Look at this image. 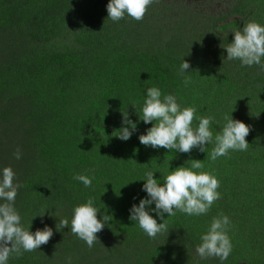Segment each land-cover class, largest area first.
I'll return each mask as SVG.
<instances>
[{
	"label": "clouds",
	"instance_id": "clouds-1",
	"mask_svg": "<svg viewBox=\"0 0 264 264\" xmlns=\"http://www.w3.org/2000/svg\"><path fill=\"white\" fill-rule=\"evenodd\" d=\"M151 3L152 0H108L107 18L113 22L126 17L141 21ZM248 5L251 10L242 19L247 23L232 32V41L223 47L227 53L225 58L237 66L236 60L242 67L255 65L264 70V24L256 21L257 12L252 11L256 8L255 3ZM155 21L159 20L154 18L147 26L137 27L144 37V40L140 37L138 46L144 51L134 45L133 53L123 56L135 58L136 67L128 65L124 68L123 58L118 61L110 54L111 40L106 39V26L102 34L95 31L97 34L89 40L91 46L104 48L103 66L91 81V94L85 95L86 102L78 100L83 103L77 112V119L92 144L83 148L82 174H74L73 178L88 189L87 193L112 176L107 185L91 195L86 193L82 197L85 198L84 203L73 207L70 218L65 212L67 218L50 223L54 213L44 215V212L39 215L44 217L37 228L32 226L37 220L26 227L15 207L22 185L11 166L0 168V264H10L12 256L23 253H35L40 264H57L59 259L63 261L60 264H134L137 260L149 263L153 248L150 240L159 242L173 238L174 243H168L174 248L171 264H208L213 257L218 258L220 264H225L232 251L228 235L229 217L223 214L213 217L205 232H198L199 225L195 227L187 219L208 213L213 203L220 199L221 194L217 191L220 182L214 174L201 171L202 161L187 153L193 149L206 152L208 146V158L215 161L231 152L248 151L249 143L245 138H251L254 133L243 120L245 114L236 116L235 110L240 108L231 110L225 106L222 111L219 110L220 115L213 109L208 110L209 115L216 114L215 119L198 114L197 109L205 107L203 102H192L188 107L178 102L175 96L178 83L183 80V91L187 93L191 81L187 73L192 71L196 75L200 71L202 83L207 85L208 75L215 68L214 60L201 59L190 67L189 62L182 58L177 64L176 59L182 53H177L179 49L165 41H169V35L164 37L165 33L161 32L162 36L158 37L162 44L160 48H141V44L148 42L145 37L158 30L149 26ZM238 22V19L233 20L231 25L238 26ZM170 29L167 34L178 32L177 29ZM80 49L82 51L83 48L80 46ZM141 56H145L148 64L155 62V65L147 67L141 65L143 79L136 71ZM237 66L224 73L215 68L229 92L224 103L237 100L245 92L248 96V90L258 81L262 87H258V96L264 90V71H254L257 76L251 81L250 71L242 73ZM189 68L192 70L188 71ZM122 73L130 74V80L138 74L141 82L140 90L131 91L130 98L126 97L124 109L116 102L120 97ZM148 75L151 77L145 78ZM175 83L177 87H174ZM113 86L112 97L108 95V90H112ZM91 105L94 107L86 111ZM246 108L255 113V105ZM70 114L72 119L69 122L73 124L74 115ZM193 121H196L195 126ZM213 125L217 127L216 131ZM21 132L33 143V148L38 150L43 141L47 145L45 132L37 135L29 124L23 125ZM167 150L185 153L184 158L190 157V165L185 166L184 163L175 168L174 158L169 160L164 156ZM13 155L19 160L22 153L17 148ZM82 199L80 202H83ZM175 217H183L186 234L181 230L183 226H167V222ZM196 233L200 235L198 242L191 237ZM145 239H149L146 260L141 254L145 249ZM63 241L70 242V248L65 253L60 250ZM193 248L202 261L192 256ZM160 259L165 261V258ZM249 264H264V252Z\"/></svg>",
	"mask_w": 264,
	"mask_h": 264
},
{
	"label": "trees",
	"instance_id": "trees-1",
	"mask_svg": "<svg viewBox=\"0 0 264 264\" xmlns=\"http://www.w3.org/2000/svg\"><path fill=\"white\" fill-rule=\"evenodd\" d=\"M84 1L0 0V168L11 166L22 185L17 193L15 207L26 227L36 220L39 223L50 212L54 213L50 223L67 218L66 213L70 218L73 207L84 203L85 198L82 197L88 191L73 178L74 174H82L83 148H89L92 144L91 138L84 134L85 128L79 125L77 112L86 102L85 95L91 94V81L103 66L104 48L91 46L89 42L97 32L81 34L78 47L81 46L82 51L75 49L58 54L46 48L52 39L63 33L64 24H67L75 6ZM121 62L124 68L128 65L136 67L135 58H123ZM142 64L147 67L155 65V62L148 64L145 56L139 58L136 71L143 79ZM138 74L130 80V74L122 73L120 97L116 102L123 109L130 92L140 90ZM150 77L148 75L145 78ZM184 86L183 80L178 83V87L177 83L174 84L177 87L175 96L183 107H188L193 100L183 91ZM114 87L108 90V95L112 97ZM80 99L82 103L78 102ZM203 103L205 107L197 109L201 116H213L216 119V114L209 115L208 110L213 109L220 115L225 108L224 100L212 97H206ZM251 104L256 105V102L252 101ZM258 105L261 107L255 113L248 110L243 117L255 134L245 138L249 143L248 151L231 152L215 161L208 158V146L206 152L193 149L187 153L202 161L201 171L216 176L220 182L217 191L221 194L207 214L187 219L195 227L199 225L198 232H205L213 217L227 215L231 221L228 232L232 243L230 256L247 260L248 263H253L257 255L264 252V178L258 176V171L260 173V169L264 168V133L261 132L264 131V111L263 105L259 102ZM93 107L91 105L86 111ZM71 112L74 115L73 124L69 122ZM26 124L34 127L37 135L45 132L47 145L43 141L38 150L33 148V143L26 135L20 134V129ZM193 124L195 126L196 121ZM213 128L217 130L215 125ZM256 131L261 133L258 135ZM17 148L22 153L19 160L13 155ZM178 153L167 150L164 156L169 160L174 158L175 168L184 163L189 166L190 157L184 158L185 153ZM255 163L256 169L252 171ZM81 199L83 202H80ZM253 199L257 203L252 202ZM256 204L258 219L255 222L260 224L258 230L252 225ZM43 213L42 217L39 216ZM183 225V217H175L167 222L170 228ZM244 225L247 226L246 230L243 229ZM191 237L194 242L200 240L198 233ZM174 240H150L153 248L149 263H139L137 260V264L163 263L160 258H165L166 264H171L174 248L168 243H174ZM148 241L145 239V249L141 253L145 260ZM69 248L70 242L63 241L60 250L65 253ZM39 260L35 253L14 255L9 259L10 264H40ZM61 262L62 259H59L57 264Z\"/></svg>",
	"mask_w": 264,
	"mask_h": 264
},
{
	"label": "rangeland",
	"instance_id": "rangeland-1",
	"mask_svg": "<svg viewBox=\"0 0 264 264\" xmlns=\"http://www.w3.org/2000/svg\"><path fill=\"white\" fill-rule=\"evenodd\" d=\"M101 0H85L83 3H79L75 6L72 15L69 20L64 24L65 30L61 35L51 40V43L46 45V48L52 49L58 54H64L69 51H74L75 49H80L78 47L79 38L84 32H95L99 31L102 34L104 31V26L107 30V38L110 39L109 49L110 54L113 58L120 61L123 56H129L133 53V46L136 45L139 48V39L143 35L137 31V27L147 26L151 19H156L158 22H150L149 26L153 29H158L157 31H152L150 36H146L145 39L148 42L141 44L140 47L145 50H150L153 48H160L162 44L159 42L158 37L162 36L161 33H166L165 28L168 31L172 29H177V33H170L169 41L165 39L168 44L179 49L182 53L179 59H176L177 64L181 63L182 58L189 62L190 67L197 61L201 59H213L214 67L224 73L228 69H236L233 62L228 61L225 57L227 55L226 50L223 48L233 39L234 31L240 30L244 24L247 22H242L246 14L250 12L248 4L255 3L256 8L252 9L253 12H257L256 21L257 23L264 24V0H152L151 5L148 7L144 18L141 21H136L132 18L126 17L118 22H113L107 18L106 5L108 0H102L104 3H97ZM244 2L248 4H244ZM253 8V7H252ZM257 9V10H256ZM32 17V15H30ZM239 20V25L232 26L231 21ZM101 28V29H100ZM138 39H137V36ZM183 49V50H182ZM188 49V50H187ZM67 50V51H66ZM81 50V49H80ZM144 50H142L143 52ZM237 68L242 72L246 73L250 71L249 79L255 80L257 76L254 71H264L259 67L253 65L252 67L241 66L240 62ZM213 69V72L208 75L207 85L202 83V78L200 71L196 72V75L191 71L187 73L191 77V81L188 84L187 96L193 100L195 103H202L206 97H212L219 100H225L229 94L224 80H220L217 72ZM256 86H252L248 90V96L246 92L235 101L228 100L225 103L227 108L236 111V116H241L248 112L246 107L251 106V102L255 101L256 105L253 112H256L261 106L258 102L263 105L264 111V90L258 96V87L261 89V83L258 81L255 83ZM230 106V107H229ZM246 106V107H245ZM72 119L71 114H69V120ZM264 133V131H261ZM260 132V133H261ZM254 133V132H253ZM258 135L259 132L256 131ZM256 169V163L253 166L252 171ZM258 171V176L264 178V168ZM113 177H108L101 182L99 186L93 188L87 193L91 195L99 190L101 187L107 185ZM252 202H256L254 199ZM257 203V202H256ZM257 204L255 206V218L252 221L253 228L259 229L260 224L255 222L257 218ZM258 219V218H257ZM33 228H37L38 222L32 224ZM243 229L246 230L247 226L244 225ZM183 234L187 233V229L182 227ZM192 256L197 257L200 261V257L196 254L193 248ZM189 257V261L190 258ZM227 264H249L242 260H237L229 255V257L224 261ZM164 261L159 262V264H166ZM191 263V261H190ZM102 264V263H99ZM137 264V263H134ZM208 264H220L218 258H210Z\"/></svg>",
	"mask_w": 264,
	"mask_h": 264
}]
</instances>
